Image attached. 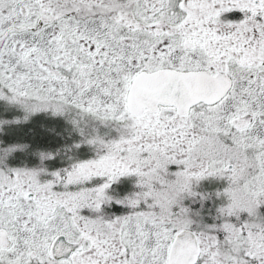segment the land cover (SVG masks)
<instances>
[{"label": "snow or ice", "instance_id": "obj_1", "mask_svg": "<svg viewBox=\"0 0 264 264\" xmlns=\"http://www.w3.org/2000/svg\"><path fill=\"white\" fill-rule=\"evenodd\" d=\"M0 264H264V0H0Z\"/></svg>", "mask_w": 264, "mask_h": 264}]
</instances>
